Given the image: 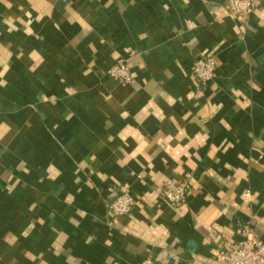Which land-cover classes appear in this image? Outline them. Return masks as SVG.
I'll return each instance as SVG.
<instances>
[{"label":"crops","instance_id":"0c3cea01","mask_svg":"<svg viewBox=\"0 0 264 264\" xmlns=\"http://www.w3.org/2000/svg\"><path fill=\"white\" fill-rule=\"evenodd\" d=\"M226 1L0 0V264H219L245 229L264 243V4Z\"/></svg>","mask_w":264,"mask_h":264},{"label":"built area","instance_id":"2783aa9c","mask_svg":"<svg viewBox=\"0 0 264 264\" xmlns=\"http://www.w3.org/2000/svg\"><path fill=\"white\" fill-rule=\"evenodd\" d=\"M264 0H227L225 7L230 17L234 19H246L254 13ZM219 63L216 58L207 56L196 59L192 66L191 76L196 89L203 88L207 83L218 76ZM108 75L123 85H131L135 82L130 66L123 60H119L108 71ZM191 189V180L187 176L185 180H169L164 184L162 198L172 207L183 206L187 203ZM135 200L126 188L115 197L108 207L109 224L119 218L131 214ZM243 239L237 245L227 244L217 255L219 264H264V243L258 241L245 229ZM143 264H158L153 260H146Z\"/></svg>","mask_w":264,"mask_h":264}]
</instances>
